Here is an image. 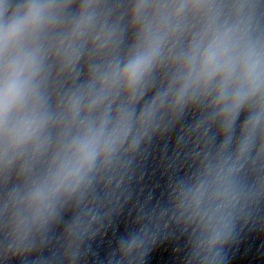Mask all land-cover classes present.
<instances>
[{"label": "clouds", "instance_id": "clouds-1", "mask_svg": "<svg viewBox=\"0 0 264 264\" xmlns=\"http://www.w3.org/2000/svg\"><path fill=\"white\" fill-rule=\"evenodd\" d=\"M178 125L193 165L103 264L176 231L184 264H225L264 230V0H0V260L87 264L137 155Z\"/></svg>", "mask_w": 264, "mask_h": 264}]
</instances>
